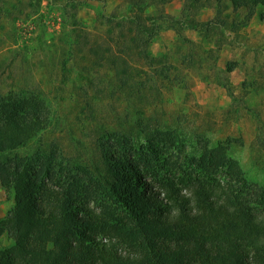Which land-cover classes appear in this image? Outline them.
I'll return each instance as SVG.
<instances>
[{
	"label": "rangeland",
	"instance_id": "rangeland-1",
	"mask_svg": "<svg viewBox=\"0 0 264 264\" xmlns=\"http://www.w3.org/2000/svg\"><path fill=\"white\" fill-rule=\"evenodd\" d=\"M29 2L0 0V93L6 98L34 94L50 108L51 124L18 150L22 156L39 144L57 143L71 173L93 194L96 190L98 198L89 199L95 211L102 205L121 209L97 191L95 164L102 145L108 153L146 155L150 171L144 175L151 185L157 178L200 175L191 156L223 145L246 183L264 187L263 5L234 9L231 0H221L217 7L193 9L199 19L215 16L216 10L226 19L207 37L186 29L174 37L159 29L152 37L138 34L139 42L125 38L123 55L132 78L121 86L115 70L88 48L118 51L114 41L124 28L116 23H122L125 0H38L25 17ZM159 7L147 13L157 15ZM162 7L171 10L174 4ZM77 22L87 31L86 40ZM147 53L156 59L150 61ZM13 204L14 192L0 184V222ZM10 244L3 233L0 246Z\"/></svg>",
	"mask_w": 264,
	"mask_h": 264
},
{
	"label": "trees",
	"instance_id": "trees-1",
	"mask_svg": "<svg viewBox=\"0 0 264 264\" xmlns=\"http://www.w3.org/2000/svg\"><path fill=\"white\" fill-rule=\"evenodd\" d=\"M36 1L25 6L35 7ZM168 1L125 0L122 23H116L124 28L123 38L114 41L118 51L88 48L98 62L115 70L119 85L126 86L132 78L123 51L127 41L139 42L138 34L152 37L159 29L173 27L178 36L189 28L207 37L227 23L217 10L206 21L192 16L193 9L217 7L221 0H184L178 17L146 12ZM231 2L234 9L264 6V0ZM23 14L30 17L33 11ZM77 24L86 40L87 31ZM146 57L156 59L151 53ZM7 97L0 93V184L14 192V204L0 222V236L5 233L11 240L0 246V264H264V187L246 183L237 160L223 145L191 156L200 175L157 178L156 185L144 175L150 171L146 155L108 153L102 145L95 164L97 191L121 209L117 213L102 205L95 211L89 199L98 198L96 190L93 194L88 183L71 173L57 143L39 144L23 156L18 152L51 124L44 99L34 94ZM159 134L172 137L170 131Z\"/></svg>",
	"mask_w": 264,
	"mask_h": 264
},
{
	"label": "crops",
	"instance_id": "crops-1",
	"mask_svg": "<svg viewBox=\"0 0 264 264\" xmlns=\"http://www.w3.org/2000/svg\"><path fill=\"white\" fill-rule=\"evenodd\" d=\"M172 4H174V7H176V11H173V8L174 7H172V9L171 10H169V9H167L166 11H165V9L162 7V6H160L159 8H160V11H159V13L158 14H160V15H170V16H173V17H178V16H180L181 15V11H182V9H183V5H184V0H169L168 2H166L164 5H172ZM157 6H154V5H152V6H150L149 8H147V10L148 9H157L156 8ZM205 7H210V6H205ZM203 8V7H202ZM202 8H200L199 10H201ZM147 10H146V12H147ZM149 14H153V13H149ZM197 16V14L195 15V19L196 20H200V21H206V20H208V19H212L213 17H209V18H198V17H196ZM184 29H186V32H193V33H198L197 31H195V30H193V29H189V28H183V30ZM183 30H182V32H183ZM162 31L163 32H167L168 34H170V35H172V36H174V37H176L178 34L176 33V31H175V29L173 28V27H168V28H163L162 29ZM199 34V33H198Z\"/></svg>",
	"mask_w": 264,
	"mask_h": 264
}]
</instances>
